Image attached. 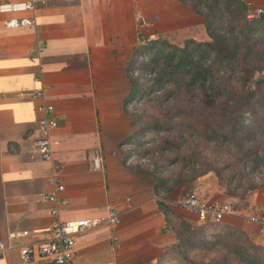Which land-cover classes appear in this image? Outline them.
<instances>
[{
	"label": "crops",
	"instance_id": "crops-1",
	"mask_svg": "<svg viewBox=\"0 0 264 264\" xmlns=\"http://www.w3.org/2000/svg\"><path fill=\"white\" fill-rule=\"evenodd\" d=\"M32 1V12L0 14V264H46L36 256L23 263L17 247L42 239L55 219L48 212L52 204L43 198L52 189L51 167L68 200L57 219L98 218L110 210L120 219L119 247L112 245L106 225L98 224L76 236L75 264H154L175 239L157 211L152 178L123 166L116 148L130 132L122 108L129 90L126 61L136 33L193 38L202 20L177 0ZM242 1L264 9V0ZM10 18L32 23L6 26ZM36 88H42L43 98L33 96ZM42 102L62 117L51 133L49 161L40 159L33 145L44 117L37 110ZM96 149L103 158L98 171L90 165ZM194 192L229 202L209 179ZM171 208L193 220V214ZM250 213L264 214V180L246 195L242 209L223 219L250 228L251 237L264 243V227L247 222ZM21 230L29 234L8 238Z\"/></svg>",
	"mask_w": 264,
	"mask_h": 264
},
{
	"label": "trees",
	"instance_id": "trees-1",
	"mask_svg": "<svg viewBox=\"0 0 264 264\" xmlns=\"http://www.w3.org/2000/svg\"><path fill=\"white\" fill-rule=\"evenodd\" d=\"M177 1L203 18L205 38L164 33L137 37L138 43L127 56L129 90L122 101L130 132L116 146L123 166L154 180L152 191L160 198L156 200L157 211L174 233V242L163 248L154 264H181L183 257L189 264H264V245L244 229L224 221L191 227L164 202L177 183L193 181L208 171H200L196 161L189 159L183 161L188 170H180L171 178L174 166L164 161V155L173 146L166 134L174 130V122L182 113L173 109L175 93H200L205 108L197 121L201 124L199 135L206 142L228 143L241 151L237 169L227 181L237 176L250 183L246 190L231 188L229 183L224 187L226 195L239 199L238 205L229 202L233 210L242 209L246 195L264 180V9L248 19V6L242 0ZM231 81L238 83L237 88L229 85ZM168 86L174 92L162 96L161 91ZM142 99H158L167 105L163 121L140 122ZM133 101L138 103L128 109L126 104ZM131 153L135 159L126 164ZM140 158L144 161L139 162ZM214 170L219 182V171ZM194 249L201 256L188 259V252Z\"/></svg>",
	"mask_w": 264,
	"mask_h": 264
},
{
	"label": "built area",
	"instance_id": "built-area-1",
	"mask_svg": "<svg viewBox=\"0 0 264 264\" xmlns=\"http://www.w3.org/2000/svg\"><path fill=\"white\" fill-rule=\"evenodd\" d=\"M248 12L246 18L258 16L262 9L258 7H250L248 4ZM34 10V2L32 0L9 2H0V14H14L21 12H32ZM32 21L28 18H10L4 24L6 26H16L30 24ZM264 75V73H262ZM33 96L43 98L42 88L33 89ZM37 110L44 114V117L37 123L36 136L33 140V145L36 148L37 154L42 160L49 161L52 159L53 143L51 133L56 128L58 121L62 118L54 113V108L50 104L42 102L37 106ZM135 159L133 153L126 159V164L131 163ZM144 159L140 158L139 162ZM103 158L101 151L94 150L90 165L91 169L98 171L102 169ZM48 182L52 189L46 193L43 198L45 201L52 204L48 210L49 215L55 219L52 220L49 227L44 231L43 238L22 243L17 247V252L20 260L23 263H28L33 257H40L46 260V264H75V238L86 230L105 224L111 243L114 247H119L117 227L120 219L118 214L110 210L103 217L98 218H79L71 221H61L57 219V214L60 210H64L68 205V200L61 196L64 191V185L58 173L51 167ZM176 205L179 208L193 214L196 219L203 223L209 221H221L225 217L234 214V210L227 202L211 201L204 198L195 192H188L181 195L176 200ZM247 222L264 227V214L250 213L246 217ZM27 230L8 233L9 239L26 237ZM3 246L0 242V251Z\"/></svg>",
	"mask_w": 264,
	"mask_h": 264
},
{
	"label": "rangeland",
	"instance_id": "rangeland-1",
	"mask_svg": "<svg viewBox=\"0 0 264 264\" xmlns=\"http://www.w3.org/2000/svg\"><path fill=\"white\" fill-rule=\"evenodd\" d=\"M182 5L185 6L186 9H189L190 11L193 12V10L188 5L186 4H182ZM199 17L203 21V18L201 16ZM200 27H202L201 24H199V26L196 27V29L192 30L193 38L201 39L199 38L202 33V29H200ZM140 34L141 33H136L135 44L138 43L137 37ZM203 38H205V34ZM262 41L264 43V38ZM142 57L145 58V56ZM261 73H264V68L261 69ZM229 85L230 86L234 85V87L237 88L238 83H235V81L234 82L231 81ZM170 91L174 92L172 86H168L167 89L162 90L161 94L163 92L162 96H164L165 94L170 93ZM174 96H175V102H174L175 105L173 106V109L174 108L180 109L182 113L181 116H179V118H177L174 122V130L166 134V137L170 139L171 143L173 144L170 150H168L167 153L164 155V161L173 163L174 166V172H173L174 174L171 176V178L174 177L176 173L180 170H185V169L188 170V167L185 164H183V161L189 159H192V161H196L195 165L196 167H198L197 169H199L200 171L203 170H208V171L205 175L193 181L177 183L176 186H174L172 190L168 193V196L164 199L166 205L171 210H172L171 207L175 206L176 208L181 209L183 211L184 209L179 208L176 205L175 203L176 199H178L181 195L188 193L190 190L197 191L198 186H200L201 182L206 181L207 179L212 180V182L216 184L217 188H220V190H222L223 193H224V187L228 183L231 188L237 187L239 189L241 188L243 190H246L245 187L249 186L250 182L245 177L238 180V177L234 176L232 181L230 182L227 181V178L237 169L236 160L240 156L239 154L241 151L237 147L228 143L218 144L216 142H206L199 135V132L201 131V124L198 123L197 121L202 116L205 108L203 96L200 93H193L192 96L183 93H177V94L175 93ZM133 103H138V102L136 101L130 103L128 102V104H126L128 109L133 107ZM166 107L167 105L164 104V102L161 103L160 100L158 99H142L139 106V108L141 109L140 122L144 124H152L155 121H163L164 119L163 115L165 113ZM214 169L219 171V182L218 179L214 176L215 174ZM220 180L222 181L221 183L222 185L219 186L218 183H220ZM153 183L154 180L152 179V184ZM229 186H227V189H229ZM238 191L236 192L237 194ZM228 197H229V202L238 205L239 203L238 197H233V196H228ZM158 199L160 198L154 195L155 204H156V200ZM171 200H174V203ZM172 212L177 217L189 223L191 227L201 223L191 213L190 215L193 216V220L186 218L184 215L178 214L174 210H172ZM184 212L189 213L185 210ZM177 222L178 221H176L175 226H178ZM167 229L172 232L171 228L167 227ZM246 233L248 234V236H251L255 234V231H252L250 228H247ZM172 234L174 236L173 232ZM262 245H264V243H262ZM200 256L201 255L198 252V250L195 249L189 251L187 254L188 259H197ZM180 263L189 264L185 261V257H183Z\"/></svg>",
	"mask_w": 264,
	"mask_h": 264
}]
</instances>
